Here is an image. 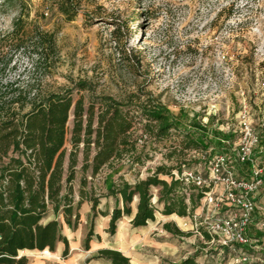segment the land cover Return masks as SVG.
Wrapping results in <instances>:
<instances>
[{
  "label": "rangeland",
  "instance_id": "obj_1",
  "mask_svg": "<svg viewBox=\"0 0 264 264\" xmlns=\"http://www.w3.org/2000/svg\"><path fill=\"white\" fill-rule=\"evenodd\" d=\"M73 1L77 12L71 20L58 8L62 0H0V51L14 55L15 61L4 74L5 82H33V90L45 93L75 88V100L84 95L86 101L91 95L124 101L130 95L145 98L144 93L150 92L174 112L183 107L199 114L204 124L213 118L212 128L234 132L233 148H239L242 141L255 144L264 125V0ZM18 19L27 30L23 38L27 47L15 51L12 32ZM43 33L53 36L52 49L34 46ZM42 53L46 59L39 61ZM80 80L89 82L94 91L80 93L76 88ZM68 126L70 132L73 116ZM177 138L172 135L158 143L144 165H133L128 156L116 160L115 167L121 171L114 179L122 176L134 182L147 177L158 164L170 163L166 146ZM66 147L68 151L72 147L70 134ZM214 154L212 149L207 153L194 150L189 158H201L196 166L207 175L203 155ZM83 159L80 153L75 195L82 185ZM193 162L191 166L197 163ZM256 164L263 166L264 157L256 156ZM109 170L105 168L94 181L88 179L87 191L94 183L105 193ZM235 175L243 177L241 172ZM222 188L219 184L218 189ZM158 190L154 188V203ZM255 196L264 205V185ZM229 206L227 201L224 210ZM184 242L187 249L197 246L185 255L199 253L197 261L202 264L208 259L212 264L259 261H237L241 251L227 250L196 232Z\"/></svg>",
  "mask_w": 264,
  "mask_h": 264
},
{
  "label": "trees",
  "instance_id": "obj_2",
  "mask_svg": "<svg viewBox=\"0 0 264 264\" xmlns=\"http://www.w3.org/2000/svg\"><path fill=\"white\" fill-rule=\"evenodd\" d=\"M73 0H62L59 10L73 20L76 7ZM18 19L12 32L15 51L24 50L23 38L27 34L25 26ZM119 31L121 28H118ZM42 50L54 47L52 35H38L34 45ZM38 53V52H37ZM38 54V60H45ZM14 61V55L8 56L0 51V264H28L29 258L20 252L24 250L54 251L59 241L65 245L63 257L69 254V240L62 234L63 219L72 228H77L81 215L79 208L88 192L92 204V217L98 211L101 198L112 197L116 200L109 222L108 231L114 234L118 221L124 215L136 212L131 221L134 227H143L156 219V212L165 215L176 214L180 217L192 216L197 210L201 197L208 187H198L187 183L181 177L185 168H195L202 163L201 158H189L191 151L207 153H228L232 156L235 172L250 178L256 156L264 157V125L260 126V136L254 144L250 158L240 161L238 148H233L235 134L212 128L213 118L204 124L198 120L197 113H191L181 107L174 112L150 92L144 97L130 95L126 100H117L111 96H90L86 101L81 95L74 98L75 88H66L60 92H42L33 90V82L20 85L4 81V74ZM37 65V62H35ZM76 88L93 92V86L87 81H79ZM73 116L72 130L68 126ZM70 134L71 149L66 143ZM178 138L166 146L165 157L170 163L158 164L149 171L147 177L130 182L120 176L115 161L130 157L133 165H144L152 158L157 144ZM83 154L81 198L76 202L74 181L79 164V155ZM206 159L211 155H204ZM194 161L195 167L189 162ZM109 168L104 183L106 192L101 193L94 185L87 191L88 179L97 176ZM238 179L243 178L236 176ZM92 182V181H91ZM154 188H158V199L154 203ZM121 198L123 205L118 201ZM77 204V205H75ZM256 216V217H255ZM255 219L247 230L249 242L233 243L227 250L242 252L249 259L258 256L264 264V231L257 223L264 222L262 214L255 212ZM163 225L164 229L178 236H191L193 231L183 230L173 222ZM94 235L92 227L86 236L85 247L89 248ZM204 239L211 240L208 232L203 231ZM262 245L257 249L256 245ZM261 253V254H259ZM97 257L109 260L112 264H131L128 256L121 251L102 248ZM199 253L183 258L175 264H201L197 262ZM163 264H171L164 260ZM203 264H212L210 261Z\"/></svg>",
  "mask_w": 264,
  "mask_h": 264
},
{
  "label": "crops",
  "instance_id": "obj_3",
  "mask_svg": "<svg viewBox=\"0 0 264 264\" xmlns=\"http://www.w3.org/2000/svg\"><path fill=\"white\" fill-rule=\"evenodd\" d=\"M84 197L85 199H83L81 203L82 206L79 208L81 220L78 227L72 228L65 222V220L62 219L61 221L62 234L69 240L70 249L67 257H63L65 245L63 242L59 241L54 251H50L49 249L43 251L36 249L21 251V254L28 256V264H112L107 259L97 257L98 251L102 248L121 251V253L130 258L131 264H163L165 259L171 264H175L180 262L183 258L191 256L185 255L186 251L189 253L191 252V249L197 247L190 246V248L187 249L184 246L186 236L174 235L163 227V225H165L164 223L167 222H173L180 227V223L186 220L188 216L180 217L176 214L165 215L159 213V215L156 214V219L149 221V224L146 226L134 227L131 221L137 208L135 201L133 204V213L131 215H124L123 218L118 221L119 223L116 232L111 234L108 231L111 218L110 214L114 207H116L113 204V198H101L98 211L102 210L109 214L103 215L99 213L93 218L92 204L88 199V192L85 193ZM80 198L81 195L77 192L75 199L78 201ZM108 203L109 205H107ZM118 203L120 206L123 205L121 198ZM257 203L259 208H257L255 212L257 214L264 213V205L261 200H258ZM200 210L201 209L198 206L195 212H199ZM89 222L91 223L90 227L94 230V235L90 240L89 248H86L85 241L89 230L87 228ZM262 241L264 244V237ZM261 247L262 245L260 244L256 245L257 249H261ZM238 251L240 252V250ZM258 256H254L249 260L256 259L262 261ZM208 261L211 262L212 260L208 259L207 262Z\"/></svg>",
  "mask_w": 264,
  "mask_h": 264
},
{
  "label": "built area",
  "instance_id": "obj_4",
  "mask_svg": "<svg viewBox=\"0 0 264 264\" xmlns=\"http://www.w3.org/2000/svg\"><path fill=\"white\" fill-rule=\"evenodd\" d=\"M254 142H257V138ZM244 143L242 141L238 148L237 157L240 161L250 158L254 144L249 146ZM205 162L208 168L207 175L198 167L185 168L181 174L185 182H192L198 187H208L209 190L201 197L200 212L188 216L180 227L199 233L203 238V231H206L211 237L210 241L217 242L223 248L233 243H248L247 230L255 219L256 209L259 208L255 194L264 185V165H254L250 178L238 179L232 165V156L228 153H215ZM219 184L223 186L222 190L218 189ZM227 201L231 206L224 210L223 205L227 204ZM257 225L264 228L263 221ZM248 260L246 256L237 259Z\"/></svg>",
  "mask_w": 264,
  "mask_h": 264
}]
</instances>
